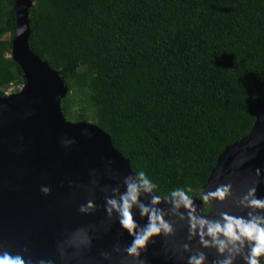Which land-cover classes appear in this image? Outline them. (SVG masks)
Returning a JSON list of instances; mask_svg holds the SVG:
<instances>
[{"label":"trees","instance_id":"obj_1","mask_svg":"<svg viewBox=\"0 0 264 264\" xmlns=\"http://www.w3.org/2000/svg\"><path fill=\"white\" fill-rule=\"evenodd\" d=\"M14 1L0 0V96L24 82ZM28 17L31 50L68 87L65 118L91 117L157 196L202 199L253 124L248 102H264V0H33Z\"/></svg>","mask_w":264,"mask_h":264},{"label":"water","instance_id":"obj_2","mask_svg":"<svg viewBox=\"0 0 264 264\" xmlns=\"http://www.w3.org/2000/svg\"><path fill=\"white\" fill-rule=\"evenodd\" d=\"M32 4L14 1L10 56L23 72L22 88L0 96V252L19 254L25 264H188L197 253L204 254L203 264H218L228 251L203 246L189 232V210L173 207L171 198L152 205L157 196L152 191L141 190L139 203L160 209L172 230L150 235L138 255L126 251L149 223L148 215L131 208L136 227L130 234L120 214L106 210V198L119 199L125 178L136 175L106 131L94 122L65 118L60 102L68 87L29 45ZM247 109L254 118L249 132L220 152L203 185L204 194L222 186L227 192L206 200L208 211L203 199L191 197L195 215L209 220L221 213L264 215V208L241 203L250 189L255 191L249 199L264 198V102L251 99ZM248 251L245 244L232 264H246ZM257 259L263 264L262 255Z\"/></svg>","mask_w":264,"mask_h":264},{"label":"clouds","instance_id":"obj_3","mask_svg":"<svg viewBox=\"0 0 264 264\" xmlns=\"http://www.w3.org/2000/svg\"><path fill=\"white\" fill-rule=\"evenodd\" d=\"M23 26L18 30L22 32ZM125 191L119 194V199L115 197H107L106 205L107 211L111 212L116 210L120 214V224L126 228L130 234L133 233V229L136 227L132 216L130 214L131 208L135 205L140 209L141 215H148L149 223L142 230L134 235L132 243L128 246L126 251L133 255H138V248L145 244L147 238L152 235L163 231L164 233L171 232V225L163 219V214L160 209L155 207H149L139 203V195L141 190L151 191L155 184L145 175L143 171L136 173L135 178H125ZM228 186H222L215 191H211L203 194L202 199L208 200L210 197H218L222 199ZM41 191L47 193L49 189L46 186L41 188ZM188 191H191L189 188ZM255 189H250L248 195L242 198L241 203L247 202L246 206L264 208V198L257 199L254 196L249 199L254 193ZM171 202L173 207L179 208L183 206L188 209V223L189 232L199 236L203 246H214L220 253L228 251L229 255L223 260H220L218 264H232L235 254L240 253L241 249L248 245V254L243 258L246 264H260L257 257L264 254V215L252 213L248 214V217L231 216L227 213H221V218L218 220H209L204 216L195 215L194 205L191 197L183 189H174L170 192ZM160 197L153 196L151 204L155 205L159 201ZM92 204L89 201L88 207ZM84 206L80 207V211H84ZM208 237V239H205ZM187 248V245H185ZM205 256L203 253H197L194 256L188 258V264H203ZM0 264H25L23 258L19 254L9 253L7 251L0 252ZM40 264H44L41 261Z\"/></svg>","mask_w":264,"mask_h":264},{"label":"rangeland","instance_id":"obj_4","mask_svg":"<svg viewBox=\"0 0 264 264\" xmlns=\"http://www.w3.org/2000/svg\"><path fill=\"white\" fill-rule=\"evenodd\" d=\"M4 38H8V34L4 35ZM22 85H23V84H21V85H17V86H9V87L6 89V94L13 93V92H15L16 89H18V90L21 89V88H22ZM88 121H90V122H94L93 120H91V117H90V119H89Z\"/></svg>","mask_w":264,"mask_h":264}]
</instances>
